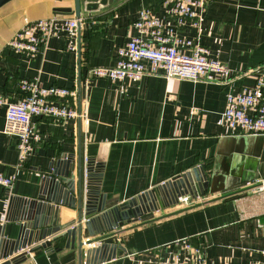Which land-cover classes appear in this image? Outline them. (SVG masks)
I'll return each instance as SVG.
<instances>
[{"label":"crops","instance_id":"0c3cea01","mask_svg":"<svg viewBox=\"0 0 264 264\" xmlns=\"http://www.w3.org/2000/svg\"><path fill=\"white\" fill-rule=\"evenodd\" d=\"M163 1L110 0L91 14L82 8L77 48L70 50L69 36L60 33L35 56L17 54L8 44L27 23L75 18L74 12L54 11H74V0H13L0 9V92L6 100L23 98L21 81H38L44 88L73 90L75 97L51 102L69 104L87 117L63 122L34 117L32 151L18 168V140L4 132L6 111L0 109V172L16 176L13 187L0 188L2 240H15L19 233L9 220L15 217L13 205L36 199L49 167L81 153L84 163L92 160L101 170V191L108 200H130L194 169L211 178L206 196H190V205H168L163 199L164 208L114 231L106 242L122 250L99 264H152L183 253L176 243L186 239L207 248V264H264V136L231 132L222 124L228 96L254 86L255 72L264 66V0H205L198 23L182 25ZM144 9L176 27L180 37L206 47L211 60L227 64L229 82L215 73L197 83L163 76L88 82L90 68L115 66L118 49L136 35L133 24ZM46 204L41 229L46 236L37 244L78 223L77 210ZM65 244L60 239L51 249H38L24 264H89L90 257L80 261L77 250Z\"/></svg>","mask_w":264,"mask_h":264},{"label":"built area","instance_id":"2783aa9c","mask_svg":"<svg viewBox=\"0 0 264 264\" xmlns=\"http://www.w3.org/2000/svg\"><path fill=\"white\" fill-rule=\"evenodd\" d=\"M205 0H164L162 7L171 14L178 25L185 21H199V9ZM81 19H41L25 25L9 42V48L17 54L35 56L45 50L48 41L66 33L70 39V50L77 48ZM136 35L117 51L113 67L90 68V80L106 79L112 82L140 80L145 77L163 76L167 80L200 82L207 74L215 73L223 83H228L232 70L227 64L210 59V51L193 41L178 35L176 27H167L153 10L140 11L133 24ZM244 75L250 72H244ZM256 83L243 88L227 98L223 113V127L231 132L245 135L264 136V66L257 69ZM24 96L16 103H10L0 92V109L6 111L4 132L18 140V168H22L32 151L34 135L32 119L50 117L57 121L85 119L83 114L69 104L54 105V98L68 100L75 92L67 88H44L38 81L23 80L20 84ZM16 181L15 175L0 172V188L10 189ZM191 197L180 199V204L190 205ZM1 239V237H0ZM183 253H174L167 259H158L152 264H207V248L194 245L188 239L176 243ZM141 264V263H139Z\"/></svg>","mask_w":264,"mask_h":264},{"label":"water","instance_id":"95a60500","mask_svg":"<svg viewBox=\"0 0 264 264\" xmlns=\"http://www.w3.org/2000/svg\"><path fill=\"white\" fill-rule=\"evenodd\" d=\"M12 1L0 0V9ZM74 2V11L71 8H56L54 11L61 14L74 12L75 17L81 19L82 8L91 14L107 7L110 0ZM80 27L81 23L79 32ZM210 187V176L201 169H194L157 190L130 200H108L101 191V170L92 160L88 159L84 163L81 153H78L77 159L63 157L49 167L48 173L42 178L36 199H23L13 205L15 217L10 216L9 220L19 226V233L15 240H0V261L8 259L0 264H24L30 253L41 248L51 249L52 243L60 239H66V249L77 250L80 261L84 257H90L89 264L110 261L116 258L118 250H122L121 246L106 242L115 235L114 231L126 225H135L143 216L164 208L163 199L169 201L168 205H178L185 196L194 199L206 196ZM46 203L77 210L78 223L53 239L37 244L46 236L41 230L49 208ZM84 230H87L91 239L84 241ZM34 244L37 245L32 246ZM107 250H111V254L106 255Z\"/></svg>","mask_w":264,"mask_h":264}]
</instances>
